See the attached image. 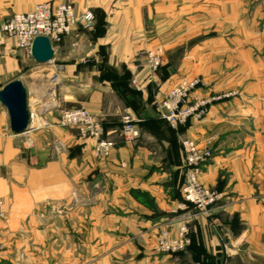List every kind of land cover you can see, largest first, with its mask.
Returning a JSON list of instances; mask_svg holds the SVG:
<instances>
[{
  "label": "crops",
  "instance_id": "crops-1",
  "mask_svg": "<svg viewBox=\"0 0 264 264\" xmlns=\"http://www.w3.org/2000/svg\"><path fill=\"white\" fill-rule=\"evenodd\" d=\"M67 1L93 21L54 52L57 103L100 118L114 148L97 160L75 128L12 135L0 117V264H264V0ZM157 47L151 72L145 54ZM183 75L200 77L205 93H238L181 128L212 151L199 178L223 196L206 213L179 207L180 143L157 117ZM125 113L139 130L132 142L121 138ZM181 225L187 249L157 252V235Z\"/></svg>",
  "mask_w": 264,
  "mask_h": 264
},
{
  "label": "built area",
  "instance_id": "built-area-1",
  "mask_svg": "<svg viewBox=\"0 0 264 264\" xmlns=\"http://www.w3.org/2000/svg\"><path fill=\"white\" fill-rule=\"evenodd\" d=\"M92 21L93 15L90 11L77 15L72 3L51 1L37 3L27 12L13 13L5 18H0V62L5 49L9 51L13 49L30 55L31 45L36 37H46L55 52L63 39L71 35L77 26L87 30ZM160 52L157 50L146 53L149 70H156L160 65ZM201 85L199 79H180L160 99L159 114L175 131L185 125L193 116H199L206 112L207 106L213 101L234 95V93L228 92L221 97H202L197 92ZM29 116V129L23 134L49 129L53 126V123L39 114L37 117ZM121 123V136L125 142H132L138 138L139 130L134 119L128 113L122 116ZM54 124L66 129L75 128L79 137L94 141L92 153L95 158H109L114 143L105 138L101 121L87 110L60 108ZM26 142L29 147H33L30 139H27ZM52 142L55 145H61L58 138H53ZM180 144L185 180L181 189L183 203L179 207L187 206L198 212H209L223 196L220 191L199 183L201 169L212 158V152L209 149L198 147L196 142L188 136L181 137ZM5 214V204L0 198V219H3ZM188 234L189 230L186 225H181L176 235L165 233L159 239L158 250L169 254L185 251L189 244ZM1 252L0 245V254Z\"/></svg>",
  "mask_w": 264,
  "mask_h": 264
},
{
  "label": "rangeland",
  "instance_id": "rangeland-1",
  "mask_svg": "<svg viewBox=\"0 0 264 264\" xmlns=\"http://www.w3.org/2000/svg\"><path fill=\"white\" fill-rule=\"evenodd\" d=\"M1 1H2V3H0V13H1L0 15H8L9 16V15H12L13 13H20V11H25V10L27 11V10L33 8L34 5L37 4V3L50 2V1L53 2L55 0H46V1L45 0H1ZM62 1L69 2L67 0H62ZM1 7H4L6 9H2ZM2 13H4V14H2ZM157 50L161 51L160 52L161 53L160 54L161 55V57H160V65L156 68V70H149L151 72H156L160 68V66L162 65V61H163V57H164V51H163V48H161V47H157V48H155V49H153L151 51H157ZM146 61H147V59H146V54H145V65L147 67ZM180 79H187V80L199 79L200 82L202 83V85L198 89L197 92L202 97H221L224 93H228V92L234 93L233 97L238 96V93L236 91H228V92L226 91V92H219V93H205L206 91L203 89L204 88V83H203L202 79L200 77H196V76L193 77V76H187V75L178 76V78L175 79V81L171 84L169 89L175 83H177ZM13 80L20 81L22 83V85L24 86L25 91H26L27 110H28L29 115H31V116L33 115V117H37V114H39L40 116L46 117L47 114L56 113L55 121L54 122L49 121V122L53 123V126L58 127L57 125L54 124L56 122V118H57V115H58V110L60 108L61 109H65V110L73 109V108H65V107L59 106L58 103H57L56 87H57V84L59 82V77H58V73H56V71L52 68V62L49 63V64H45V65H38V64H36L33 61V59L31 58L30 55H27L24 52L13 50V49L11 51H9L8 49H5L4 52H3L2 58H1V62H0V90L6 84H8L9 82H11ZM133 83H134L135 86H137L139 88V84L137 83L136 80H134ZM166 92L163 93L161 98L164 97ZM221 100H223V98H220L218 100L213 101L211 104H209L207 106L206 112H204L202 115H199V116H193V118H191V119H201L202 117H205L206 114L209 111V108L212 105H214V103L219 102ZM156 110H157V117H159L161 120L165 121V123L168 125V127L174 131L175 136L177 137V139L179 140V143H180V138L186 136L181 131V128L185 127L187 125L188 121L191 120V119H189L185 123V125L180 126L177 129V131H175V129H173L166 122L165 119L161 118V116L159 114V105H157ZM123 115L124 114H122L120 116L121 117L120 121H121ZM0 117H7V112L1 105H0ZM96 118L101 121L100 118H98V117H96ZM101 123H102V121H101ZM121 125H122V123H121ZM102 128H103V132L105 134V138H108L107 135H106V131H105L103 123H102ZM63 129H66V128H63ZM76 132H77V130H76ZM77 136L79 137L78 132H77ZM79 138L81 140H91L89 138H81V137H79ZM121 138H122V136H121ZM109 140H111V139H109ZM91 141H92V150H93L94 141L93 140H91ZM60 142H61V140H60ZM22 144L24 145V148H25L24 151H28V150L34 148V142H33V147H29L27 142H26V140L24 142H22ZM196 144L200 148H206V149H209L211 151V149L208 148V147L200 146L198 142H196ZM54 146H56L59 150L64 148V145H63L62 142H61V145L60 144L59 145H55L54 144ZM180 149H181V144H180ZM92 155H93V153H92ZM95 159L103 160V159H99V158H95ZM199 177H200V175H199ZM198 179H199V183L201 185L205 186L204 184H202L200 182V178H198ZM184 180H185V176L183 178L182 186L184 184ZM182 186H181V189H182ZM205 187H207V186H205ZM180 192H181V190H180ZM181 195H182V192H181ZM182 201H183V199H182ZM178 229H177V231H178ZM177 231L174 234H171V232L168 229L164 230V231H161L157 235L156 251L159 252V253L166 254V255L178 254V253H174V254L170 253L169 254V253L160 252L158 250V242H159L160 237L162 235H164L165 233H168L170 235H176ZM188 239H189V234H188ZM186 249H187V247H186ZM179 253H181V252H179Z\"/></svg>",
  "mask_w": 264,
  "mask_h": 264
},
{
  "label": "water",
  "instance_id": "water-1",
  "mask_svg": "<svg viewBox=\"0 0 264 264\" xmlns=\"http://www.w3.org/2000/svg\"><path fill=\"white\" fill-rule=\"evenodd\" d=\"M31 58L38 65L51 63L54 52L46 37H36L31 45ZM0 105L6 110L8 127L12 135L28 131L30 116L27 110L26 91L22 83L13 80L0 90Z\"/></svg>",
  "mask_w": 264,
  "mask_h": 264
}]
</instances>
